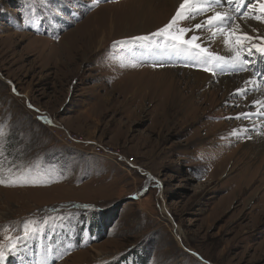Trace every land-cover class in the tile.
Here are the masks:
<instances>
[{
  "label": "rangeland",
  "instance_id": "1",
  "mask_svg": "<svg viewBox=\"0 0 264 264\" xmlns=\"http://www.w3.org/2000/svg\"><path fill=\"white\" fill-rule=\"evenodd\" d=\"M144 4L0 0V241L39 230L3 264H264V150L233 125L244 95L193 103L151 71L183 66L148 57L172 17Z\"/></svg>",
  "mask_w": 264,
  "mask_h": 264
},
{
  "label": "snow or ice",
  "instance_id": "2",
  "mask_svg": "<svg viewBox=\"0 0 264 264\" xmlns=\"http://www.w3.org/2000/svg\"><path fill=\"white\" fill-rule=\"evenodd\" d=\"M98 2L99 0H93L94 4ZM222 5H227V8L223 11H217L216 9ZM257 6L259 7V13H254L253 9H256ZM245 8L246 10L242 12L241 10ZM209 12L213 13V15L206 16L205 14ZM238 15L241 19L248 17L254 21L264 23V0H182L169 23L158 29L157 32L150 34V36L162 37L164 39L163 47L166 50L176 55L192 57L194 59V66L214 65L223 70L222 66L231 65L240 71H248L255 63V61L250 63V58L255 55L253 49H255L256 53H259V60L264 61V45H248L247 42L251 41L253 37L248 35L247 31L241 29L240 24L236 23ZM197 17H204V19L195 24L181 25V22H190ZM201 29L209 33L210 37L219 36L229 46L231 55L228 58L216 56L207 47H201V44L196 43L201 37L196 35L195 31ZM214 29L218 31H214ZM189 32H192L193 35L189 39H184V36ZM150 36L133 37L131 39L135 42H147L150 40ZM261 40H264V37ZM245 51L247 52V56L242 55V52ZM121 66L126 65L122 63ZM204 70L211 71L212 69L205 67ZM256 75L264 76V71L257 70ZM259 83L264 84V80ZM246 84H251L253 87L237 90L245 96L248 91H254L258 86V82L255 80L246 81ZM253 103H260V101L254 100ZM42 119L47 120L46 117H42ZM47 122L51 123L50 120H47ZM0 135H2V132H0ZM0 183H5V181L0 179ZM82 207L92 208L94 206L83 205ZM31 224L32 222L25 223L22 229L23 236H5V240L11 241L7 248L0 241V264H3L6 252L14 251L19 241L29 239L31 236L36 235L39 230L31 227ZM4 231H7V229L5 228Z\"/></svg>",
  "mask_w": 264,
  "mask_h": 264
},
{
  "label": "bare ground",
  "instance_id": "3",
  "mask_svg": "<svg viewBox=\"0 0 264 264\" xmlns=\"http://www.w3.org/2000/svg\"><path fill=\"white\" fill-rule=\"evenodd\" d=\"M181 2H182V0H148V1L145 0L144 6H146V7H149L150 5L153 6L152 17H154L155 13H159V12L164 13L166 11H169L170 12V16L173 17V15L175 14L176 9L179 7V4ZM226 8H227V5H222L221 7L217 8L216 10L217 11H223ZM257 8H259V7H257ZM244 10H246V8L242 9L241 11L243 12ZM205 15L206 16H211V15H213V13L209 12V13H206ZM202 19H204V17H197L195 20L190 21V22L189 21H185L186 23L183 24V25L181 24V25L182 26H186V25H189L190 23L191 24H195L197 22H200ZM125 21L127 22L128 18H126ZM236 23L240 24L241 29H244L245 31H247V33L250 36L253 37V39L248 42L249 46L264 44V40H261V38L264 37V23L254 21V20H252V19H250L248 17H244L243 19H241V17L239 15L237 16ZM214 31H218V30L214 29ZM195 34L201 37L200 40L196 41V43L201 44V47H207L210 52L215 53V54H222V57H225V58H228L229 55H231L229 46L226 45L224 43V41L219 36L210 37L209 33L204 32L203 29L196 30ZM191 35H193V33L189 32L187 35L184 36V39H189L191 37ZM257 37L259 39H257ZM230 39H232V37H230ZM161 48H164V47H163V45L159 44V45H157V47H154L153 49H151L152 51L151 50L148 51L147 52L148 57L151 58L152 54H155L157 51H158L157 53H160L159 51L162 50ZM166 52H168L167 55L165 54L166 56H163V57H166L167 59H171V60H165V61H163L161 63L157 62V64L162 65L163 63H165L167 61H170L172 63H174L176 61L178 63L181 62L182 65L178 64V66H183V67H176V66H174V67H164V66H160L159 67L160 69H156V68L151 67L150 70L154 71V72H157V73H160L161 75H163V74L170 75L171 77L167 81H170L171 83H173L175 81L174 78H178V79H176L178 81L183 80V79L186 80L185 83H180L179 84L178 81H177L173 85H176V86L185 85L184 86L185 88H189L190 89L189 90L190 94L188 95V98H190V99L193 98V103L194 102H198V100H200V99L201 100H203L205 98L209 99L210 97H207V95L208 94L214 95V94H216V92H219L220 91L219 90V88H220L219 86H223L225 88V93H227L228 95L231 96V94H233L234 92H236L237 94H241L240 92L237 91L238 89H245V88H252L253 87V85H251V84H246V81H253V80L257 81L258 82V86L256 87V90H254V91L250 90V91L247 92L246 96L244 95V97H243L244 100L241 101V103H244L245 104L244 106H246V107L245 108H241V106H239L240 107L239 111L237 113L235 112L236 113L235 114L236 115V121L233 122V125L241 124V128L240 129L242 131L243 139L247 137V139H245V141H244V142H246L245 144L247 146H249L250 148L256 147L258 151L259 150H264V127H263L264 120L260 119L259 117L258 118H254V119L252 118L251 120H244V121L242 119H238L237 118V117H240L242 113L245 114L248 111H254L255 110L254 108H257V109L262 108L260 113H264V84L259 83L260 81L264 80V76H262V78H260L259 76L256 75V71L258 70V68H260V65L257 64V63H254L253 66L248 71H240L238 68H235V67H233L231 65L222 66L223 70H221L220 67H216L215 69L218 71V73L219 72L220 73H223V72L235 73L234 76H232V75L231 76H229V75L228 76L227 75L217 76V75L213 74L214 68L211 65L194 66V59L192 57H189V56H186V55H176V54H174V53H172L171 51H168V50H166L165 52L163 51V53H166ZM253 52L255 53V55L252 58H250V59H252L255 62H258V61L260 62L259 53H256L255 49H253ZM253 61L250 60V63H252ZM261 63H262V61H261ZM205 67H209L212 70L211 71H205L204 70ZM135 72H138V71L136 70ZM241 73H243V74H241ZM200 85H202V87L204 86V89L202 91L203 93H197V91H198L197 89H199ZM161 86H159V87H161ZM210 87H214V90L212 92L208 91ZM256 91H258V92H256ZM231 97H232L231 103L233 105L240 104L238 98H236L233 95ZM254 100H259L260 103L252 104ZM250 108H253V110L250 109ZM257 109L255 111H257ZM202 110H203V108H202ZM236 137H238V136H236ZM239 141H241V140H239ZM241 144H242V141H241ZM239 145H240V143H239ZM250 148H248V149L250 150ZM250 154L251 153H248L247 157L244 156L242 158H239V160H241V161L243 160V162L245 164L249 163L250 159H248V157H249ZM226 157H227V155H226ZM227 161H228V159H227ZM228 167H230V166H228ZM236 167H238V165ZM249 178H250V175H249ZM251 179H252V177H251ZM257 182H258V180H257ZM232 193H234V191H232ZM229 200L231 201V199H229Z\"/></svg>",
  "mask_w": 264,
  "mask_h": 264
},
{
  "label": "built area",
  "instance_id": "4",
  "mask_svg": "<svg viewBox=\"0 0 264 264\" xmlns=\"http://www.w3.org/2000/svg\"><path fill=\"white\" fill-rule=\"evenodd\" d=\"M67 139L68 141H73L74 140V137L71 136V134L69 133L67 135ZM82 140H77L76 142H81ZM96 146L94 147V152L97 153V154H100L101 156H104V157H107L111 154L114 153V151L109 147V146H104L103 144H95ZM127 162H129L127 160Z\"/></svg>",
  "mask_w": 264,
  "mask_h": 264
},
{
  "label": "crops",
  "instance_id": "5",
  "mask_svg": "<svg viewBox=\"0 0 264 264\" xmlns=\"http://www.w3.org/2000/svg\"><path fill=\"white\" fill-rule=\"evenodd\" d=\"M210 262H211V261H210ZM210 262H209V261H205V263H208V264H209Z\"/></svg>",
  "mask_w": 264,
  "mask_h": 264
}]
</instances>
